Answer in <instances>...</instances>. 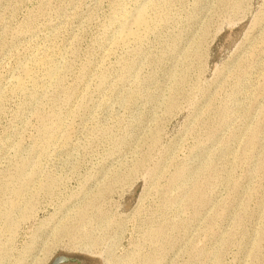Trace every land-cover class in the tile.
Instances as JSON below:
<instances>
[{
  "label": "rangeland",
  "instance_id": "obj_1",
  "mask_svg": "<svg viewBox=\"0 0 264 264\" xmlns=\"http://www.w3.org/2000/svg\"><path fill=\"white\" fill-rule=\"evenodd\" d=\"M264 264V0H0V264Z\"/></svg>",
  "mask_w": 264,
  "mask_h": 264
},
{
  "label": "water",
  "instance_id": "obj_2",
  "mask_svg": "<svg viewBox=\"0 0 264 264\" xmlns=\"http://www.w3.org/2000/svg\"><path fill=\"white\" fill-rule=\"evenodd\" d=\"M83 261L78 258L59 256L57 257L52 264H81Z\"/></svg>",
  "mask_w": 264,
  "mask_h": 264
}]
</instances>
